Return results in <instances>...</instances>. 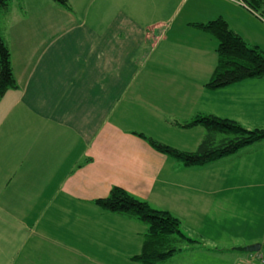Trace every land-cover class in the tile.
I'll return each instance as SVG.
<instances>
[{"label": "crops", "instance_id": "1", "mask_svg": "<svg viewBox=\"0 0 264 264\" xmlns=\"http://www.w3.org/2000/svg\"><path fill=\"white\" fill-rule=\"evenodd\" d=\"M33 2L0 17L19 86L0 101V264L72 257L69 264H142L133 257L142 252L147 226L94 204L114 187L168 211L185 235L197 237L198 245L159 264L206 255L226 264L219 257L226 249L201 246L202 226L211 223V239L221 231L228 190L254 183L264 192V140L185 168L137 135L165 144L164 136L201 130L182 146L194 152L212 133L176 122L212 115L264 129V78L208 90L218 41L194 18L200 11L201 23L223 18L262 49L264 20L241 0H69L70 10ZM243 11L258 25L241 26ZM202 55L201 64L194 56ZM245 173L253 177L243 176V185ZM258 197L264 207V193ZM261 241L252 237L242 247Z\"/></svg>", "mask_w": 264, "mask_h": 264}, {"label": "trees", "instance_id": "2", "mask_svg": "<svg viewBox=\"0 0 264 264\" xmlns=\"http://www.w3.org/2000/svg\"><path fill=\"white\" fill-rule=\"evenodd\" d=\"M52 1L61 7L71 9L69 0ZM241 1L264 20V0ZM10 4L11 0H0V12L6 10ZM194 26L218 41L216 49L218 62L211 80L206 84L208 90L216 91L246 80L264 78V49L250 45L225 19L219 18ZM18 88L11 51L0 32V101L10 90ZM175 125L184 129L201 126L212 133L211 136L214 133L224 136L221 142H216L208 136L196 151L187 152L143 134L137 135L146 140L155 151L174 159L185 168L206 166L264 140V129L248 130L234 120L212 115H198L189 122H176ZM94 204L106 212L134 219L147 226L142 252L133 257L136 262L159 264L182 252L185 245L199 243L185 235L178 218L168 211L155 209L148 202L120 187H114L108 197L98 199Z\"/></svg>", "mask_w": 264, "mask_h": 264}, {"label": "rangeland", "instance_id": "3", "mask_svg": "<svg viewBox=\"0 0 264 264\" xmlns=\"http://www.w3.org/2000/svg\"><path fill=\"white\" fill-rule=\"evenodd\" d=\"M28 2L35 4L33 0H11L10 6L6 9L0 12V17L4 15L6 12L10 11L12 7L16 4L18 6V9L23 10V12L27 9ZM248 12L243 11L240 13L238 19L239 24L241 26H245L246 28L250 29L253 24L258 25L257 20L252 19L251 17L247 16ZM200 16H196L194 20H198L200 23L204 22V15L202 11H200ZM237 16V15H236ZM235 22V21H233ZM188 40H192L195 43H198L200 40L197 36H186ZM194 59L198 61L199 63H203V55L201 59H197L194 56ZM249 88V87H248ZM262 99H264L262 97ZM186 118V117H185ZM191 118V117H190ZM188 118V119H190ZM161 131H165V129H162ZM190 134L182 135L179 137L174 136H164L162 137V142L165 144H168L171 147L181 148V150H184L182 146L185 144L190 143V139H192V136H198L203 135V131L201 130H190ZM185 136V137H184ZM189 137V138H188ZM224 138V136L222 137ZM222 138H219L222 139ZM228 170H231L234 172L233 167H228ZM253 177L251 173H245L240 175L241 178V184H246L244 181V177ZM238 178V175H237ZM16 181V179H15ZM254 183H248V185H245L247 187H242L238 190L230 191L228 190L226 194L228 195L229 199L227 203H223L225 205V208L223 211L219 213V218L222 222L219 223L222 229L220 232L215 233L212 238V226L210 222H204V226H202V229L205 231V236L207 238V241H203L202 245L204 248H210L213 249L215 247L218 248H224L226 249L224 251V254H221L219 257L222 259L228 260L226 264H249L247 257L249 256L248 253H242L237 252L234 249L242 247V245L247 244L248 240L252 237L257 238L258 236L260 240H262L260 243L264 244V207L260 206V198L259 195L263 194L261 188L255 187L253 185ZM256 192L258 194H256ZM220 222V221H219ZM190 228H196L195 225H190ZM187 232V231H186ZM193 240H197V237L188 234ZM222 235L223 239L220 242L213 241L218 239V237ZM188 237V236H187ZM188 237V238H190ZM211 239V240H210ZM246 241V242H245ZM201 243V242H200ZM195 244L185 245V248H191ZM198 245V244H196ZM223 252V251H222ZM214 257V256H213ZM70 260H67V258L61 263V264H69L72 262L73 257L70 258ZM192 261H187L186 257L179 258L177 257L176 260H174L175 264H190L191 262H195L196 264H225L223 262H220L218 260H215L211 256H205L204 259H191ZM195 260V261H193Z\"/></svg>", "mask_w": 264, "mask_h": 264}, {"label": "water", "instance_id": "4", "mask_svg": "<svg viewBox=\"0 0 264 264\" xmlns=\"http://www.w3.org/2000/svg\"><path fill=\"white\" fill-rule=\"evenodd\" d=\"M261 249H262V244L261 243H256V244L249 245V246H246V247L236 248V251L249 254V253L259 252Z\"/></svg>", "mask_w": 264, "mask_h": 264}, {"label": "built area", "instance_id": "5", "mask_svg": "<svg viewBox=\"0 0 264 264\" xmlns=\"http://www.w3.org/2000/svg\"><path fill=\"white\" fill-rule=\"evenodd\" d=\"M249 264H264V252L252 255L248 261Z\"/></svg>", "mask_w": 264, "mask_h": 264}]
</instances>
